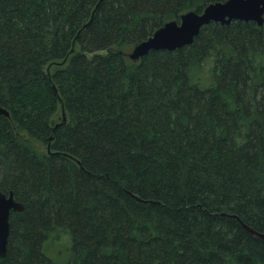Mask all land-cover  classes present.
<instances>
[{
    "label": "trees",
    "instance_id": "16d2710c",
    "mask_svg": "<svg viewBox=\"0 0 264 264\" xmlns=\"http://www.w3.org/2000/svg\"><path fill=\"white\" fill-rule=\"evenodd\" d=\"M99 1L0 0V264H264V24L134 61L228 0Z\"/></svg>",
    "mask_w": 264,
    "mask_h": 264
},
{
    "label": "water",
    "instance_id": "95a60500",
    "mask_svg": "<svg viewBox=\"0 0 264 264\" xmlns=\"http://www.w3.org/2000/svg\"><path fill=\"white\" fill-rule=\"evenodd\" d=\"M101 1H99L93 13L92 20ZM234 21L256 22L259 26H262L264 24V0H228L224 3L209 4L202 13H185L179 21L166 23L147 40L136 44L129 57L131 60L138 61L146 57L151 51H174L193 45L204 27L211 23L230 25ZM52 89L55 97L60 102L63 113L62 124H64L67 121L64 101L54 84ZM2 117H10V112L0 106V126ZM60 125L58 124L56 128ZM23 210V204L15 200L13 193L6 195L0 192V255L2 257L7 253L11 215L13 212H22Z\"/></svg>",
    "mask_w": 264,
    "mask_h": 264
},
{
    "label": "rangeland",
    "instance_id": "374dc122",
    "mask_svg": "<svg viewBox=\"0 0 264 264\" xmlns=\"http://www.w3.org/2000/svg\"><path fill=\"white\" fill-rule=\"evenodd\" d=\"M207 73V69L204 67L202 68L199 72H197V75H203L205 76ZM207 79V78H205ZM37 146L41 149V150H48V147L46 144H42V143H38ZM57 241H58V245L56 246L54 253H60L61 251H67L70 250V242L69 241V234L67 232H61L58 236H57Z\"/></svg>",
    "mask_w": 264,
    "mask_h": 264
},
{
    "label": "bare ground",
    "instance_id": "6f19581e",
    "mask_svg": "<svg viewBox=\"0 0 264 264\" xmlns=\"http://www.w3.org/2000/svg\"><path fill=\"white\" fill-rule=\"evenodd\" d=\"M200 62V61H199ZM52 133V132H51ZM53 245V244H52ZM56 246V245H55ZM46 247V246H45ZM49 247V246H48ZM51 247V246H50ZM53 247V246H52ZM51 251V250H50ZM48 254V253H47ZM56 257V256H55ZM52 258V257H51ZM56 260V259H55Z\"/></svg>",
    "mask_w": 264,
    "mask_h": 264
}]
</instances>
